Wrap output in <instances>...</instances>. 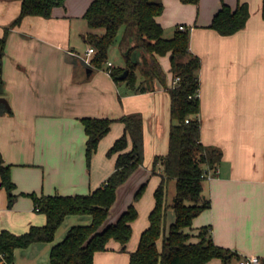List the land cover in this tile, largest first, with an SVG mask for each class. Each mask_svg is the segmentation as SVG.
<instances>
[{"label": "crops", "instance_id": "obj_1", "mask_svg": "<svg viewBox=\"0 0 264 264\" xmlns=\"http://www.w3.org/2000/svg\"><path fill=\"white\" fill-rule=\"evenodd\" d=\"M91 1L65 0L50 17L28 15L10 26L21 2L0 0V38L5 35L0 96L7 101V105L0 102V157L10 166L16 194L8 205L7 192L0 185V230L22 233L46 222L27 193H89L114 170L116 154L107 155V150L124 133V124L119 120L111 124L88 166L81 117L120 118L139 112L141 164L118 186L107 219L115 221L133 203L138 215L131 224L132 235L125 250L111 239L107 249L93 256L95 264H129V254L149 223L154 190L163 175L162 165L153 171L152 163L168 149L171 99L159 83L154 90L135 92L125 82H115L107 69L84 61L87 33L103 32L90 28L83 17ZM161 1L164 9L156 20L164 37H171L179 25L188 27L190 52L200 61V140L222 152L216 168L205 171L203 195L210 206L184 230L194 242L199 229L207 226L213 242L233 252L226 260L216 257L205 264H238L249 255L264 258V0ZM223 2L231 8L246 2L249 9L245 26L230 35L208 26ZM159 61L171 86L169 53L159 56ZM123 65L124 60L119 66ZM145 181L135 200V191ZM91 219L90 214L66 215L52 241L16 248L13 263L46 264L51 247L68 229Z\"/></svg>", "mask_w": 264, "mask_h": 264}, {"label": "trees", "instance_id": "obj_2", "mask_svg": "<svg viewBox=\"0 0 264 264\" xmlns=\"http://www.w3.org/2000/svg\"><path fill=\"white\" fill-rule=\"evenodd\" d=\"M180 1L198 3V0ZM20 2L19 14L10 26L20 23L28 15L50 17L55 7L64 6L65 0ZM163 9L161 0H92L83 14L90 28L103 29L101 34L90 31L86 35L87 42L95 48L91 58L93 68L107 69L115 82H125L135 92L154 90L159 83L171 99L168 149L165 154L156 155L152 163L153 171L158 164L162 165L163 175L154 190L155 201L148 215L149 223L140 233L136 248L129 254V264H205L216 257L226 260L233 252L214 243L207 226L199 229L198 240L194 242L189 240L190 234L184 230L192 225L195 216L210 206V200L203 195L205 171L216 168L222 152L220 148L204 145L200 140L197 76L200 61L190 52L189 28L177 27L171 37H164L163 27L156 20ZM248 16L246 2H238L235 8L223 2L208 26L221 35H230L245 26ZM7 31L8 27L5 34ZM4 42L5 35L0 38V66ZM114 44L123 56V66L107 65L108 51ZM167 53L172 78L179 77L174 86L167 84V73L159 61V56ZM124 70L128 72L120 78ZM115 120L124 124V133L107 150V155L116 154L111 174L101 186L89 193L40 196L27 193L34 201V210L46 215V222L31 225L22 233L0 230V264L12 263L16 248L52 241L68 214H90L92 219L89 224L71 226L65 237L51 247L46 264H95L94 253L107 249L111 239L118 241L121 250H125L132 235L131 224L138 215L136 207L130 203L115 221L108 222L107 219L118 186L141 164L142 115L134 112L120 118H80L87 136L85 158L88 166L100 139L108 133ZM171 179H175V192L169 204L168 182ZM0 185L6 190L8 205H11L16 197L13 192L15 184L11 179L10 166L4 165L1 157ZM145 186L146 181L137 188L133 196L135 200ZM168 207L173 209L175 218L165 233ZM261 264H264V259Z\"/></svg>", "mask_w": 264, "mask_h": 264}, {"label": "rangeland", "instance_id": "obj_3", "mask_svg": "<svg viewBox=\"0 0 264 264\" xmlns=\"http://www.w3.org/2000/svg\"><path fill=\"white\" fill-rule=\"evenodd\" d=\"M175 27V26H172ZM188 28V27H187ZM99 30L103 31L102 28H99ZM121 32H122V28L120 29L119 33H118V38L121 36ZM108 60H110L112 63L115 64V66H119L123 63V56L120 52V50L118 49L117 44H114L113 46L110 47L109 51H108ZM144 169V167H142ZM175 179H171L169 182V191H168V195H167V202L169 204L172 203L173 197H174V192H175ZM134 196V195H133ZM124 200V198H123ZM123 200L120 199V202L122 203ZM119 202V204H120ZM174 214V211L171 207L167 208L166 211V225H165V230L166 232L169 229V225L171 222L174 221V217H171ZM13 263V262H12ZM22 263V262H20ZM20 263H13V264H20Z\"/></svg>", "mask_w": 264, "mask_h": 264}, {"label": "built area", "instance_id": "obj_4", "mask_svg": "<svg viewBox=\"0 0 264 264\" xmlns=\"http://www.w3.org/2000/svg\"><path fill=\"white\" fill-rule=\"evenodd\" d=\"M178 27H179V29H185L186 28V26H184V25H179ZM94 53H95V48L93 47V45L88 44L84 61L86 63L90 64L92 55ZM107 65L111 67L112 66L111 61H107ZM178 80H179L178 76L173 77L171 79V86H174ZM263 259L264 258L255 256V255L243 256L239 259L238 264H261ZM7 264H13V263H7Z\"/></svg>", "mask_w": 264, "mask_h": 264}, {"label": "water", "instance_id": "obj_5", "mask_svg": "<svg viewBox=\"0 0 264 264\" xmlns=\"http://www.w3.org/2000/svg\"><path fill=\"white\" fill-rule=\"evenodd\" d=\"M127 72H128V70H124V72H122L119 77L120 78H124V76L127 74ZM0 102H2V103L7 105V101H6V99L4 97L0 96Z\"/></svg>", "mask_w": 264, "mask_h": 264}]
</instances>
